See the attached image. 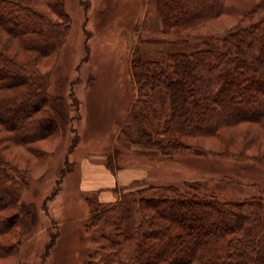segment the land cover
<instances>
[{"label": "trees", "instance_id": "trees-1", "mask_svg": "<svg viewBox=\"0 0 264 264\" xmlns=\"http://www.w3.org/2000/svg\"><path fill=\"white\" fill-rule=\"evenodd\" d=\"M156 1L166 31L225 7V0ZM39 2L0 0V129L22 144L74 118L60 98L49 95L48 77L35 68L41 57L61 49L67 33L66 22L46 15ZM61 7L57 0L53 8L65 18ZM263 11L261 2L246 19ZM132 65L138 95L121 131L127 146L155 148L169 157L190 148L183 138L220 136L246 122L264 128V15L229 31L221 44L206 39L201 48L155 59L139 54ZM159 88L170 96L169 111L157 105ZM32 114L19 124L21 115ZM8 167L0 159V257L17 246L8 243V233L31 230L37 222L36 209L23 200ZM87 228L99 235L102 250L109 249L100 257L103 264H264L262 197L221 200L175 185L149 186L122 192L115 202L95 198Z\"/></svg>", "mask_w": 264, "mask_h": 264}, {"label": "rangeland", "instance_id": "rangeland-1", "mask_svg": "<svg viewBox=\"0 0 264 264\" xmlns=\"http://www.w3.org/2000/svg\"><path fill=\"white\" fill-rule=\"evenodd\" d=\"M39 1L42 12L66 22L67 33L61 49L41 57L35 68L48 77L49 95L60 98L74 118L29 144L0 129V159L37 213L33 229L6 235L17 246L0 264H103L100 257L109 249L102 250L99 235L87 228L95 198L109 203L122 192L175 185L221 200L264 199V128L257 123L223 129L220 136L183 138L190 148L169 157L127 146L121 138L138 95L136 55L155 59L190 51L206 39L221 44L229 31L260 19L264 11L246 17L264 1L225 0L216 16L200 15L189 27L170 31L156 0H60L65 18L53 8L57 0ZM156 101L170 110L166 89L157 90ZM33 117L21 115L19 124Z\"/></svg>", "mask_w": 264, "mask_h": 264}, {"label": "crops", "instance_id": "crops-1", "mask_svg": "<svg viewBox=\"0 0 264 264\" xmlns=\"http://www.w3.org/2000/svg\"><path fill=\"white\" fill-rule=\"evenodd\" d=\"M123 183V182H122ZM102 201V200H101ZM104 202V201H103ZM106 202V201H105Z\"/></svg>", "mask_w": 264, "mask_h": 264}]
</instances>
